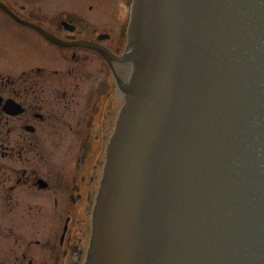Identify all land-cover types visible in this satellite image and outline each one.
Wrapping results in <instances>:
<instances>
[{
  "label": "water",
  "instance_id": "obj_1",
  "mask_svg": "<svg viewBox=\"0 0 264 264\" xmlns=\"http://www.w3.org/2000/svg\"><path fill=\"white\" fill-rule=\"evenodd\" d=\"M121 61L86 264H264V0H133Z\"/></svg>",
  "mask_w": 264,
  "mask_h": 264
},
{
  "label": "flooded vegetation",
  "instance_id": "obj_2",
  "mask_svg": "<svg viewBox=\"0 0 264 264\" xmlns=\"http://www.w3.org/2000/svg\"><path fill=\"white\" fill-rule=\"evenodd\" d=\"M132 1L0 0V264L86 263Z\"/></svg>",
  "mask_w": 264,
  "mask_h": 264
}]
</instances>
